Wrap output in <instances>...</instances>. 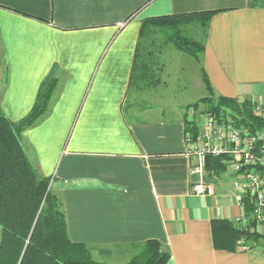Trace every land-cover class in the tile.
Segmentation results:
<instances>
[{"label":"crops","instance_id":"obj_1","mask_svg":"<svg viewBox=\"0 0 264 264\" xmlns=\"http://www.w3.org/2000/svg\"><path fill=\"white\" fill-rule=\"evenodd\" d=\"M213 10L201 80L204 70L216 95L264 104V0H0V114L21 120L56 78L50 112L21 135L53 177L73 242L112 257L158 240L166 264H264L259 247L214 246L213 219L239 227L231 169L210 171L212 195L190 190L185 136L198 108L178 91L167 104L129 101L143 20Z\"/></svg>","mask_w":264,"mask_h":264},{"label":"trees","instance_id":"obj_2","mask_svg":"<svg viewBox=\"0 0 264 264\" xmlns=\"http://www.w3.org/2000/svg\"><path fill=\"white\" fill-rule=\"evenodd\" d=\"M215 12L144 19L128 94L152 85L158 75L156 70L160 71L162 65L163 48L168 45L201 62L209 22ZM55 79L48 77L42 83L34 107L21 120L13 122L0 114V264H100L94 260V252L99 256L112 254L109 248L88 246L69 238L61 198L48 188L53 177L38 173L24 149L22 131L37 125L50 112ZM202 81L208 93L202 99L218 119L225 120L230 115L237 124L264 129L263 116L254 114L255 101L244 99L240 103L237 98L216 95L204 70ZM189 126L194 129L192 124ZM209 165L225 167L219 159H210ZM249 209L250 206L246 207L247 213ZM212 233L217 249L235 250L244 244L264 251V231L255 222L248 227H235L229 220L213 219ZM140 246V253L126 264H166L170 254L158 240Z\"/></svg>","mask_w":264,"mask_h":264},{"label":"built area","instance_id":"obj_3","mask_svg":"<svg viewBox=\"0 0 264 264\" xmlns=\"http://www.w3.org/2000/svg\"><path fill=\"white\" fill-rule=\"evenodd\" d=\"M254 114L264 118L263 103L255 102ZM188 123L194 126L190 129L187 124L185 136L186 153L193 161L191 192L196 195L214 193L209 180L217 173H210L216 168L208 163L210 159H219L220 164L231 169L235 197L242 209L235 223L248 227L255 222L259 230H264V129L237 124L230 115L220 120L208 110L199 111ZM241 248L249 249L244 244Z\"/></svg>","mask_w":264,"mask_h":264},{"label":"rangeland","instance_id":"obj_4","mask_svg":"<svg viewBox=\"0 0 264 264\" xmlns=\"http://www.w3.org/2000/svg\"><path fill=\"white\" fill-rule=\"evenodd\" d=\"M199 37L201 34L199 33ZM176 50L171 45L163 48L162 54L160 56V71L157 68L156 74H158L152 81V85L145 90L138 91L131 90L129 99L130 102L135 104H167L170 102V92L176 93L177 91L181 94L183 100L189 101L192 107L198 108L199 111H206V102L202 98L208 96L205 92V86L201 80L200 70L201 62L197 61L190 55L180 52L176 55ZM189 61V62H186ZM187 69L186 73L183 69ZM184 78V79H183ZM185 80H189L188 83ZM184 82L187 86L191 85L190 89L185 88ZM164 94V97L157 98L160 94ZM135 93V94H134ZM151 95V97H148ZM133 97V98H132ZM139 99V101H137ZM176 100H179L177 98ZM196 105V106H195ZM228 117H226L227 119ZM203 120V119H202ZM53 179L50 180L49 189L53 187ZM264 231V230H263ZM1 235V226H0ZM114 255L112 257L99 256L97 252L93 253V258L100 264H126L133 256H136L142 250V246L130 247L126 249L124 253L120 248L114 249ZM117 252V253H116Z\"/></svg>","mask_w":264,"mask_h":264},{"label":"bare ground","instance_id":"obj_5","mask_svg":"<svg viewBox=\"0 0 264 264\" xmlns=\"http://www.w3.org/2000/svg\"><path fill=\"white\" fill-rule=\"evenodd\" d=\"M239 100V99H238Z\"/></svg>","mask_w":264,"mask_h":264}]
</instances>
